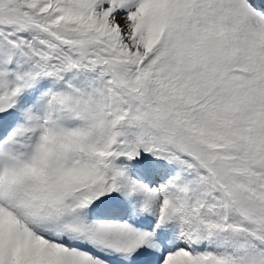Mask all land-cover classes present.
Returning a JSON list of instances; mask_svg holds the SVG:
<instances>
[{"label": "snow or ice", "instance_id": "snow-or-ice-1", "mask_svg": "<svg viewBox=\"0 0 264 264\" xmlns=\"http://www.w3.org/2000/svg\"><path fill=\"white\" fill-rule=\"evenodd\" d=\"M0 264H264V0H0Z\"/></svg>", "mask_w": 264, "mask_h": 264}]
</instances>
